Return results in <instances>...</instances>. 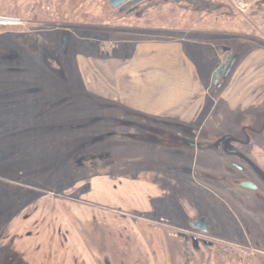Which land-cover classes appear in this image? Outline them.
<instances>
[{"label": "rangeland", "instance_id": "obj_1", "mask_svg": "<svg viewBox=\"0 0 264 264\" xmlns=\"http://www.w3.org/2000/svg\"><path fill=\"white\" fill-rule=\"evenodd\" d=\"M222 3L146 0L136 12L127 8L120 14L109 0H0L1 16L20 19L12 30L0 28V264H55L53 259L57 264H264V254L241 245V194L224 187L218 174L213 185L222 193L215 196L211 214L218 235L205 238L214 247L204 248L198 261L190 251L184 254L177 230L166 225L183 222L185 208L176 197L184 199L190 215L196 204L207 207L200 193L205 183L196 175L190 181L165 171L176 164L167 161L173 152L190 151L174 143L182 137L173 133L182 130L135 114L111 97L116 91L110 88L115 73L110 67L132 56L141 41L182 35L176 28L235 33L228 35L235 46L241 44L239 61L252 47L264 48V33H256L261 40L245 38L240 33L255 29L236 24V18L223 24ZM208 57L216 64L220 59L214 51ZM102 82L108 86L103 91ZM212 88L220 90L215 83ZM230 115L224 120L214 116L200 142L238 129V113ZM253 155L264 165L263 150ZM212 158L217 157H206ZM148 159L157 172L147 173ZM178 163L187 164V156ZM107 172L126 175L129 181L121 185L141 184L128 197L119 192L118 207L135 211L85 207L90 179ZM148 177L164 179L166 197L173 199L155 198L158 188L146 185ZM261 205L252 211L254 217L264 214ZM147 207L150 212L139 211ZM75 208L87 214L92 209L105 219L89 216L94 219L86 224L70 216L71 229L66 212ZM149 214L157 219L150 221ZM54 233L61 238L66 233L73 245L54 255ZM86 255L88 262L81 261Z\"/></svg>", "mask_w": 264, "mask_h": 264}, {"label": "crops", "instance_id": "obj_2", "mask_svg": "<svg viewBox=\"0 0 264 264\" xmlns=\"http://www.w3.org/2000/svg\"><path fill=\"white\" fill-rule=\"evenodd\" d=\"M222 4L226 8L225 15L222 16L223 24H230L231 20L236 18V24L244 25L246 29H255L249 30L250 32L243 31L240 33L242 37L263 39V36L260 37L256 33H264V0H223ZM237 5L241 9H238ZM250 16H252L251 19ZM236 28L242 29V27ZM174 30L182 35L174 38L167 36L166 39L161 40L141 41L135 45L132 56L125 60L120 59L115 67H110V70L115 71L114 74L112 72L113 81L110 85V88L116 91V94L111 96L112 99L135 114H144V117H149L150 120L167 121L166 123L182 130L181 133H173L182 137L179 140L186 139L188 134L196 136L203 131L209 133L210 129L207 126L214 116L220 115V109L222 113L219 118L224 120V117H230L231 113L237 112L239 115L262 106L264 48L252 47L247 56L239 61L237 53L241 44L235 46V43L230 42L232 36L228 35L235 33L228 31L222 32L223 34L221 32L208 34L207 31L182 27ZM189 32L190 37L187 35ZM184 33L187 36H184ZM224 47L231 48V51L238 55V59L230 74L223 78L224 86L218 87L220 90L217 93L214 92L212 84L214 83L213 74L219 62L217 64L210 62L208 56L211 51H214L221 60L224 56ZM106 64L111 66L112 62ZM107 87V84L102 82L100 90L103 91ZM147 173L154 172L147 170ZM124 180L129 181L121 172L116 176L110 172L96 174L89 181L85 207L129 210L118 207L119 192H122L123 196L127 193L126 197H128L132 189L141 188V184L135 188L129 187L128 183L121 185ZM139 181L143 182L142 179ZM116 200L117 203H115ZM77 209L66 212L65 223L71 226L70 220L74 216L82 218L81 220L85 219L86 224L88 220L92 221L94 218H98L99 221L105 219L103 214H95L92 209L88 214L85 210ZM108 224L112 226L110 222ZM71 229H73L72 226ZM110 229H113V226ZM62 237L55 236L54 233L51 240L54 255L58 253L56 249L65 251L63 248L67 249L73 245L66 233ZM87 256L85 259L81 258L82 256L79 257L81 261L88 262ZM51 262L57 264L58 260L53 259Z\"/></svg>", "mask_w": 264, "mask_h": 264}, {"label": "flooded vegetation", "instance_id": "obj_3", "mask_svg": "<svg viewBox=\"0 0 264 264\" xmlns=\"http://www.w3.org/2000/svg\"><path fill=\"white\" fill-rule=\"evenodd\" d=\"M225 48L229 47L223 48V60H225V56L227 55V53H229L230 56L226 58V62L227 64H230L235 58V65L238 59V55H236V53H233L234 51L232 52L231 48H229V51L224 50ZM234 65L232 66V68L234 67ZM231 70L227 75H222V77L228 76ZM258 108H254L253 111L250 110L251 112H244L242 114H239L237 120L238 129L226 132L225 134L221 135H233L237 140H233L231 144L238 151L243 153V155L253 161L264 172V165L253 155L254 150L264 151V102L259 110ZM202 134L204 133L196 136L190 134L188 136L192 137H186L187 140L182 139L179 141V139L176 138L174 143L177 142L179 144H182L186 146V148H188V150L190 151L185 152L184 150H182L179 153L173 152L174 154L176 153V155L171 154L172 158H167V161L168 164L171 162H176V164H171L170 168H166L165 171L169 173V175H172L174 177L178 176L179 179H188L190 181L191 178H195L196 175L203 183H205V190H202L204 194L201 190L200 193L202 195L203 201L206 203L205 205L207 208L201 210L200 206L196 204L191 216L190 211L184 206V196H181L183 200H179V197H176V203H178L182 208L184 207L185 209H187L188 212L184 209L185 213L183 222H167L166 225H169L177 230L176 236L179 238V241L183 245L184 254H189L188 251H190L193 261H198L200 252L203 251L204 248H213V242L205 238L208 235L214 237L218 235V232H216L217 229L216 227L214 228L211 217V214L214 213L215 205L218 202L215 199V196H218L220 198L222 193V191L215 190L213 185L215 180L214 176L218 174L223 177L221 180H223L222 182L224 183V187H226L227 189L232 188L231 190H234L237 193L241 194L239 199L241 203L242 215V220H240V225L242 228V237L240 239L241 245L246 249L252 248V250H254L255 252L264 254V214L262 215V217L258 215L257 218V216L254 217V214L252 212L253 210H257L258 204L261 205V203L262 205L260 210L264 209L263 179L248 164V162L242 159L239 155L221 153L226 150H232L233 146L231 144H224L223 146L220 145L218 149L209 148V146L215 143V141L219 137H221V135L216 137L213 141L200 142V137ZM171 140L173 141V139ZM191 142H195V145H192ZM165 151L166 150H164L163 152ZM184 155L187 156V164H179L178 162L182 160ZM207 155H212L217 158L206 159ZM148 165L150 167L148 169L150 172H157V170L152 169L153 165L151 166L150 159H148ZM243 181L251 182L253 185H255V188L250 189L247 187H242L240 183ZM146 182L148 183L146 185L151 184L158 188V192L155 193L157 197L155 198H160V200L165 199L167 201L173 199L172 196H170L171 199L166 197L167 186L164 184L167 183H165L166 181L164 179L154 180L147 178ZM153 199L154 198H151V201H153ZM206 199H208V201ZM254 202H256L255 207ZM224 208H226V206ZM133 210L135 211V209H129L127 211ZM140 210L150 212L149 207L139 209V211ZM148 216L149 220L157 219V216L154 214H149ZM199 219H203L205 221L207 227L206 230H204L200 225H194V223ZM162 225H164V223Z\"/></svg>", "mask_w": 264, "mask_h": 264}, {"label": "water", "instance_id": "obj_4", "mask_svg": "<svg viewBox=\"0 0 264 264\" xmlns=\"http://www.w3.org/2000/svg\"><path fill=\"white\" fill-rule=\"evenodd\" d=\"M111 5L114 8H119V11H123L126 8L135 5L143 0H109ZM134 9V8H133ZM67 40H68V33L64 34V41H63V45L66 46L67 44ZM224 50H228L229 48H225ZM230 56L229 53H227V55L225 56V60L219 65V67L216 69V71L214 72L213 78H214V82L217 83L219 78L222 75H227L229 73V71L231 70L232 66L234 65L235 62V58L232 60V62L230 64H227L226 62V58H228ZM237 140L233 135H223L221 137H219L215 143H213L212 145L209 146V148L212 149H218V147L220 145H224V144H231L232 141ZM192 145H195V142H191ZM232 145V144H231ZM233 146V145H232ZM222 154H236L239 155L242 159L246 160L248 162V164L257 172V174L263 179L264 181V172L253 162L251 161L248 157H246L245 155H243V153H241L240 151H238L234 146L232 150H226L221 152ZM240 185L242 187H247L250 189H254L255 185H253L251 182L249 181H243L240 183ZM203 225H202V224ZM195 226L200 225L204 230L207 229L206 227V223L203 219H199L194 223Z\"/></svg>", "mask_w": 264, "mask_h": 264}, {"label": "trees", "instance_id": "obj_5", "mask_svg": "<svg viewBox=\"0 0 264 264\" xmlns=\"http://www.w3.org/2000/svg\"><path fill=\"white\" fill-rule=\"evenodd\" d=\"M18 24H6V25H3V24H0V28L2 29V30H5V29H7V30H12L11 29V27H14V26H17ZM8 41H9V39H8ZM0 44H2V42L0 41ZM11 44H10V41L8 42V46H10ZM7 48H5V50H6Z\"/></svg>", "mask_w": 264, "mask_h": 264}]
</instances>
